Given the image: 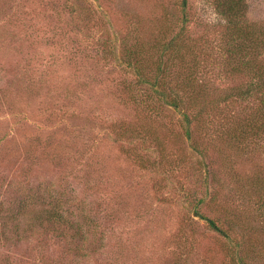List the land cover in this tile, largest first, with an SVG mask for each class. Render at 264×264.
Here are the masks:
<instances>
[{
  "label": "rangeland",
  "instance_id": "374dc122",
  "mask_svg": "<svg viewBox=\"0 0 264 264\" xmlns=\"http://www.w3.org/2000/svg\"><path fill=\"white\" fill-rule=\"evenodd\" d=\"M231 15L264 27V0H0V264H264V137L236 142L255 108L222 99L249 83ZM173 41L220 98L193 139L125 63L170 68ZM54 198L85 242L45 220Z\"/></svg>",
  "mask_w": 264,
  "mask_h": 264
},
{
  "label": "trees",
  "instance_id": "16d2710c",
  "mask_svg": "<svg viewBox=\"0 0 264 264\" xmlns=\"http://www.w3.org/2000/svg\"><path fill=\"white\" fill-rule=\"evenodd\" d=\"M233 1L239 2V0ZM182 4L186 6L187 0H182ZM235 6L236 4L233 7L235 8ZM233 7L231 9H234ZM235 10L238 12V9ZM184 18L187 16L185 15ZM245 21L238 15H231L227 19V26L232 31L230 39L234 43V47L229 50L230 56L233 60H238L235 64L230 63L228 72L230 75L237 74L238 77L249 75V83L245 88L230 89L222 99L233 100V96H235L238 100H244L249 97V103L254 105L255 110L249 111V115L243 117V123L237 124L233 131V138L236 142L249 143L250 145L264 137V56L259 55L264 50V27L256 28L254 23L248 25ZM169 44H172L171 51L174 52L169 58L170 68L165 66L164 51L159 54L158 65L161 66H158L151 76H146L139 69L140 58L129 55L125 63L134 68L141 84L150 83L152 85L158 101L171 104L176 110H183L187 133L193 139L191 135H194V132L200 133L204 130L197 122H201L208 111L217 107V99L220 100V98L216 99L213 90L202 86L201 81H197L199 63L194 50H184L174 41ZM176 54H178V58H175ZM174 67L180 70L173 72ZM190 110H194L195 113H191ZM192 123L195 124V127L192 128L193 132L190 130ZM197 129L199 130L197 131ZM193 146L195 150L204 152V149L198 145L194 144ZM196 200L195 206H198L202 199ZM53 201L55 204L46 210L45 220L62 232L69 231L70 234H72L71 231L75 232L85 242L87 237L78 220L79 214L88 218L84 208L76 215L73 211L66 209L70 205L68 200L54 198ZM195 212L204 218L211 228L223 231L222 226L215 219L202 215L199 211Z\"/></svg>",
  "mask_w": 264,
  "mask_h": 264
}]
</instances>
